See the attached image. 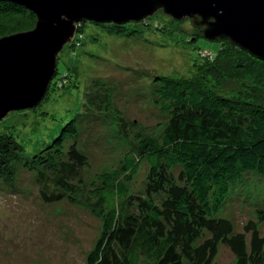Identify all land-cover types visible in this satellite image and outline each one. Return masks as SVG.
Returning a JSON list of instances; mask_svg holds the SVG:
<instances>
[{
  "label": "trees",
  "instance_id": "16d2710c",
  "mask_svg": "<svg viewBox=\"0 0 264 264\" xmlns=\"http://www.w3.org/2000/svg\"><path fill=\"white\" fill-rule=\"evenodd\" d=\"M22 16L35 18L21 6L0 2V18ZM218 40L217 52L206 51L201 58L204 73L157 78L156 95L169 116L157 139L134 133L133 123L118 119L119 134L133 137V151L122 157L118 169L101 173L93 182L87 183L82 172L86 157L75 144H66L79 133L75 120L29 159L22 157V146L9 132H0L1 181L13 182L17 166L27 167L42 203L67 201L101 221V234L86 264H225L214 262L220 244L232 253L234 264H264V237L253 225L245 233H234L231 222L218 216L230 186L242 175L264 177V62L227 39ZM208 72L250 82L252 94H217L207 84ZM84 106L119 114L106 90ZM142 164L145 188L132 191L128 184Z\"/></svg>",
  "mask_w": 264,
  "mask_h": 264
},
{
  "label": "rangeland",
  "instance_id": "374dc122",
  "mask_svg": "<svg viewBox=\"0 0 264 264\" xmlns=\"http://www.w3.org/2000/svg\"><path fill=\"white\" fill-rule=\"evenodd\" d=\"M34 24L32 17L0 18V38L31 30ZM219 46L220 40L204 39L190 19L173 20L161 11L140 23L86 22L58 54L57 74L46 98L36 109L10 112L0 121V132H9L22 146V157L29 159L75 120L79 133L66 144H75L86 157L82 172L87 183L93 182L101 173L118 169L122 157L133 151V137L119 134L118 119L133 123L134 133L157 139L169 119L156 95L157 78L204 73L201 58L206 51L216 53ZM206 81L228 98H246L253 91L250 82L214 73ZM103 90L119 114L84 106L95 103V95ZM146 173L140 165L128 184L132 191L144 190ZM171 173L177 177V170ZM218 216L231 222L234 233H245L251 223L264 237V177L242 175L230 186ZM101 231V221L81 207L67 201L42 203L34 173L27 167L17 166L13 182L0 180V264H86ZM214 262L234 264V257L220 244Z\"/></svg>",
  "mask_w": 264,
  "mask_h": 264
},
{
  "label": "water",
  "instance_id": "95a60500",
  "mask_svg": "<svg viewBox=\"0 0 264 264\" xmlns=\"http://www.w3.org/2000/svg\"><path fill=\"white\" fill-rule=\"evenodd\" d=\"M35 16L31 30L0 38V121L10 112L35 108L56 73L58 54L77 27L140 23L161 11L190 19L204 39H227L264 62V0H0Z\"/></svg>",
  "mask_w": 264,
  "mask_h": 264
}]
</instances>
